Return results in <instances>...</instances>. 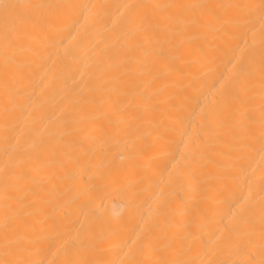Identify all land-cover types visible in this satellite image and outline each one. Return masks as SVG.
Listing matches in <instances>:
<instances>
[{"label":"bare ground","instance_id":"6f19581e","mask_svg":"<svg viewBox=\"0 0 264 264\" xmlns=\"http://www.w3.org/2000/svg\"><path fill=\"white\" fill-rule=\"evenodd\" d=\"M0 264H264V0H0Z\"/></svg>","mask_w":264,"mask_h":264}]
</instances>
